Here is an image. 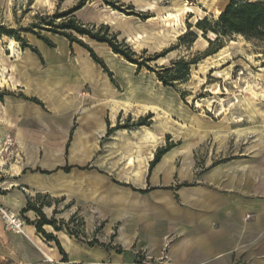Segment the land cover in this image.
Instances as JSON below:
<instances>
[{
    "label": "crops",
    "instance_id": "obj_1",
    "mask_svg": "<svg viewBox=\"0 0 264 264\" xmlns=\"http://www.w3.org/2000/svg\"><path fill=\"white\" fill-rule=\"evenodd\" d=\"M99 1L92 0L87 6ZM115 1L130 4L142 13L156 10V0ZM169 11L174 10H166L159 17L166 18ZM108 15L122 19L120 15ZM101 22L114 24L113 20ZM50 40L56 48L41 40L32 43L45 61L42 73L38 69L39 55L27 50L22 56L20 52L16 55L19 64L4 65V75L15 89L21 88L24 96L45 104L58 123L52 124L53 130L43 131L41 105L26 98L4 101L6 107L0 101L4 108L0 110V140L11 134L20 155L10 167L14 181L10 188L26 184L35 192H50L56 201H65L66 206L57 211L62 213L74 205L59 220L68 223L79 216L86 227L73 230L71 222L69 227L74 233L65 227L44 228L59 241L64 255L55 241H48L28 225L32 240L15 235L24 243L19 264H264V136L244 146L239 155L207 162L203 169L195 163L182 168L177 164L178 155L165 159L169 154L166 152L152 168L153 156L144 163H126L123 167L129 170L120 174L115 170L113 174V170L103 168L101 157L99 163L91 162L101 147L91 153L80 138H101L116 126L118 111L111 110L108 103L115 99L116 89L85 47L71 46L60 36ZM86 44L94 50L91 43ZM138 92L135 96L142 97ZM25 116L32 117L29 122L33 127ZM75 122L79 123L76 128ZM50 139L58 143L51 145ZM63 139L75 141L67 145ZM65 165L75 167L51 174L29 170L40 167L53 171ZM85 166L94 168H79ZM113 179L148 190H134ZM12 195L11 204L17 210L27 206V195L19 191ZM91 206L97 215L91 213ZM100 222H104L103 228Z\"/></svg>",
    "mask_w": 264,
    "mask_h": 264
},
{
    "label": "rangeland",
    "instance_id": "obj_2",
    "mask_svg": "<svg viewBox=\"0 0 264 264\" xmlns=\"http://www.w3.org/2000/svg\"><path fill=\"white\" fill-rule=\"evenodd\" d=\"M183 1H186L188 6H192L196 10H206L204 5L198 0H156L154 5L156 10L145 14L149 17L156 16L157 18L148 17L149 19H143L139 16L127 15L115 10L100 0L92 6H87L90 3L88 1L83 10L81 9L74 13L80 23L93 29H98L101 25H108L101 22V20H113L114 24L109 26L110 33H117L119 42L126 44L136 53V57L140 61H144L152 67L151 70L146 66L140 68L123 56L115 54L108 45L99 44V42L97 43L88 37L77 35L85 43H91L94 46V51L104 63V66L101 64L99 66L107 74L110 79L109 82L116 89L115 99L108 101L111 110L118 111L116 126L101 138H80L82 144L85 143L91 148V153L98 146L101 147L99 153L96 152L91 157V162L99 163L101 157L103 168L113 170V174L115 170L119 174L122 170H129L123 165L128 163L130 156L134 157L135 162L144 163L147 161L146 159L152 156L155 157L159 149L167 147H169L167 152H177L174 153V155H178L177 164H182L183 167L185 157L188 156L191 166L195 163L199 169H203L207 162H222L239 155L244 146L256 141L253 133L243 136L236 135L234 132L236 127L264 124V113L252 114L250 110L242 106L241 102V95L251 96L249 92L243 91L250 83L257 92H262V94L260 93L262 96L255 98V100L260 109L264 111V71L262 70L264 67V41L257 39L248 40L245 36L238 33L223 35L220 40H216L217 35L215 34L214 36L213 32L209 31L204 35L203 31L196 27V15L190 12L183 14L186 31L181 33L184 25L180 24L174 29L173 26H176V24L169 17L161 18L159 15L169 9H173L174 11L172 12H176V4ZM77 2L69 4L68 0H0V27H3L0 34V67L2 62L6 67H9L12 62L14 64L20 63V57H10L11 51L7 50V48L8 38L12 36L8 35L6 31H11L14 35L13 38L15 36L24 37L32 46L34 41H43L34 33H40L49 40L50 37L60 36L70 42L67 37L48 32L42 28L56 12L65 11ZM229 2L230 0H221V9L223 10ZM126 9L129 11L128 8ZM133 10L136 11L134 7ZM109 13L111 15H120L122 19H111L109 18ZM206 17L209 18L211 25L218 19V16L210 12ZM60 20L58 19L57 22ZM190 25L191 27H189ZM187 31H192L196 35V39L194 42L181 43L179 37ZM139 33L142 37L136 38L135 36ZM192 38L193 36H190L186 41ZM210 40L215 41L213 45L210 44ZM53 44L54 46L51 48H56L57 45ZM70 44L72 46L78 43L70 42ZM219 44L222 47L218 51L207 55L208 50L215 49ZM18 46L21 56L27 50H31V53L34 52L30 47H22L21 41H18ZM226 47L228 48V52L225 54L227 56L224 55L213 69L203 74L200 63L204 62L205 59L210 60L212 56L218 54L221 49ZM71 51L73 54V49ZM155 55L162 56L157 59L147 60ZM39 58L38 69L39 73H42L46 68L45 61L42 57L39 56ZM180 58L186 60L198 58L199 61L191 65L190 74L186 81L176 82L174 86H165L159 80L156 71L164 67H171L172 62ZM6 74H8V71ZM132 85L139 91L140 96L149 94L152 98L154 97L153 100L159 105L157 106L158 108L152 109L149 107L148 111L136 115L134 113L136 108L129 109L122 105H117V100L128 99V92ZM216 86L221 88V93H214L213 90ZM20 89L0 86V92L7 93L4 96L5 100L3 99L1 102L26 100ZM3 106L6 107V103ZM49 106L56 110L55 107ZM41 107L42 122L40 125H42V130H53L52 124L58 123L57 118L53 119L49 108L45 104ZM1 109L4 108L0 105ZM221 111L222 113L219 114ZM25 117L28 119L27 122L32 119L30 116ZM59 122L63 124L64 121L61 120ZM29 123L32 127L34 126L33 122ZM78 125L79 123L76 124L75 122L74 128ZM143 128L153 130L152 134L156 140L155 144ZM218 132L219 134H217ZM8 135L13 139L11 145H7L6 138ZM263 136L264 133L262 134V139ZM74 141L66 139L65 142V139H63V143L65 142L67 145L71 142L73 144ZM49 142L51 145H55L58 140L50 139ZM185 153H187V156ZM25 155H29V152ZM17 156L20 155L16 152L15 140L11 134H7L5 139L0 140V206L11 211L15 209L16 214L24 221V228H26V225H32L35 227L36 232L40 233L36 227L37 222L41 218L38 212L34 210L22 212V209L17 210V208L12 206L11 203L14 198L12 194L19 191L27 195L29 199H32L33 205L39 208L47 219L55 220L57 226H62V220H59V217L67 211H72L73 204L69 205L70 207L61 213L56 209L66 206L65 201H56L50 192H35L33 186L30 187V185L26 184L10 188L11 183L14 182L13 178L10 177V167L16 161ZM26 156L24 157L25 161ZM91 209V213L97 215L93 206H91ZM103 223H99L101 225L100 228L104 227ZM85 227L86 224L80 220L79 216L75 218L71 226L73 230ZM42 228L52 229L54 226L44 225ZM40 234L44 236L42 233ZM15 235L22 234L8 229L0 212V264H19V252L23 250L24 243Z\"/></svg>",
    "mask_w": 264,
    "mask_h": 264
},
{
    "label": "trees",
    "instance_id": "obj_3",
    "mask_svg": "<svg viewBox=\"0 0 264 264\" xmlns=\"http://www.w3.org/2000/svg\"><path fill=\"white\" fill-rule=\"evenodd\" d=\"M88 1H92V0H78V2L75 5L68 8L67 10L61 11L59 13L56 12L49 19L48 23L44 25L42 29L48 32L63 35L67 37L71 43L77 42L78 44L82 45L91 53L93 59L102 66H104L103 61L96 55L94 50L88 44H86L84 41L78 38L77 35L85 36L96 42L106 44L113 50L115 54L123 56L129 62L137 64L140 68L142 66H146L148 69L151 70L152 67L147 65L144 61H140L136 57V53L134 51H132L126 44H123L117 40V36H118L117 33H110L109 25H101L98 29H93L80 23L76 19L74 13L80 10L81 8H83ZM102 1L106 5L112 7L113 9L126 13L127 15H135L143 19H147L149 17L145 13L134 11L131 5L126 6L125 4L115 0H102ZM126 8H128L129 11H127ZM58 19L61 20L57 22ZM189 27H191V25ZM196 27L202 30L204 35L207 34L209 31L214 32V34L217 35L216 40H220L221 36L223 35L238 33L245 36L248 40L257 39L264 41V0H255V1L230 0V2L222 10L221 14L218 16V19L214 22L213 25L210 24L209 18L206 17L204 19L197 21ZM2 29L3 27H0V34ZM6 32L8 35L12 37L14 36L11 33V31H6ZM34 34H36L38 38L42 39L50 47L54 46V44L47 37L41 35L40 33H34ZM190 36H193V38L189 41H186ZM195 37L196 35L192 31H187L185 34L179 37V40L181 43L194 42L196 39ZM15 39L17 41H21L22 47H30L32 51L36 52L41 57L38 49L33 47L31 44H29L24 37L15 36ZM214 42L215 41L210 40V44L213 45ZM221 47L222 45L219 44L215 49L208 50L207 55L215 53ZM160 56L162 55H155L153 57H149V59L147 60L157 59ZM198 61H199L198 58H194L190 60L180 58L176 61H173L171 67H164L163 69L156 71V73L159 80L162 81L165 86H174L176 82H184L187 80L190 74L191 65L197 63ZM6 94L7 93L5 92H0V101H3L4 96ZM24 98L34 101L35 103L43 106V103L36 98L30 99L26 96H24ZM168 150L169 147L159 149L156 152L155 157L150 164V167L151 168L154 167ZM73 167L75 166L73 165L59 166L53 171L41 169L40 167H37L36 169L30 168L29 170L31 172L39 171L43 174H51L52 172L58 170L69 172ZM79 168L90 169L94 167L85 166ZM26 170L27 169H25L24 172ZM100 172L104 173L103 171ZM113 181L123 186H130L134 190H138L141 192H146L148 190V189L145 190L137 189L133 187L131 184L122 183L120 181H117L116 179H113ZM30 210H34L38 212L41 216V218L39 219L36 225L38 232L42 233L48 241H55L62 254L65 255L56 237L53 236V234L46 233V231L42 227L46 224L53 225L56 230L65 227L68 231L74 233L75 231L70 229L69 224L71 222H74L75 217L72 218L68 223L62 221V226H57L55 224V220L47 219L45 214L39 208L33 205L32 199L28 198V204L25 208L22 209V212H27Z\"/></svg>",
    "mask_w": 264,
    "mask_h": 264
},
{
    "label": "bare ground",
    "instance_id": "obj_4",
    "mask_svg": "<svg viewBox=\"0 0 264 264\" xmlns=\"http://www.w3.org/2000/svg\"><path fill=\"white\" fill-rule=\"evenodd\" d=\"M199 2H201L204 7H205V11L198 9L196 10L195 8H193L192 6H188L186 4V1H183L181 3H177L176 4V12H171L169 11L168 13H166V17H169L175 24L176 26H173L174 29L177 28L180 24L184 25V29L182 30L181 33H184L186 31V26L184 23V13H195V20L196 22L206 18L207 14L210 12L212 14H215L216 16H219L222 12V9L220 7L221 4V0H198ZM179 2V1H178ZM43 4V3H42ZM202 5V6H203ZM214 33V32H213ZM215 36V34H214ZM136 38H141L142 35H136ZM132 39V38H131ZM207 43V42H206ZM209 44V43H208ZM142 48V47H141ZM8 49L11 50V55L12 56H16L19 55V46H18V41H16L15 38L13 37H9L8 38ZM107 52V51H106ZM226 52H228V48H223L220 50V52L214 56L211 57L210 60L205 59L204 62L200 63V66L203 69V74H206L208 70H211L215 67V64H218L220 59H222L224 57V55L226 54ZM102 54V53H101ZM228 54V53H227ZM230 55V54H229ZM227 56V55H225ZM111 58V57H110ZM114 58V57H112ZM226 59V58H225ZM224 59V60H225ZM110 61V60H109ZM116 61V60H115ZM125 61V60H124ZM108 62V60H107ZM119 62V61H118ZM126 62V61H125ZM120 65V64H119ZM122 65V64H121ZM128 65V64H127ZM129 66V65H128ZM116 67V66H115ZM134 67V66H132ZM125 68V67H124ZM6 67H4V64L2 62L1 64V69H0V86H5V87H13L15 88L14 85L11 84L10 79L4 75V71H5ZM262 70L264 71V67L262 68ZM130 71V70H129ZM202 71V70H201ZM118 73V72H117ZM123 75V74H122ZM139 79V78H138ZM133 80V79H132ZM150 81V80H149ZM147 81V82H149ZM140 82V81H139ZM151 82V81H150ZM154 82V81H153ZM135 83V82H134ZM138 83V82H137ZM136 83V84H137ZM133 84V83H132ZM140 84V83H139ZM138 84V85H139ZM142 84V83H141ZM143 85V84H142ZM141 86V85H140ZM161 86V85H160ZM148 87V86H147ZM159 87V86H158ZM163 87V86H162ZM130 91L128 92V99L126 100H120V102L116 103L117 105H122L126 108L129 109H135V114L139 115L141 113H144L146 111H148V108H152L155 109V107L159 106L157 104L156 101L153 100L152 96L147 94V95H143L142 97H136L135 96V91L136 89L133 87H130ZM150 88V87H149ZM128 90V89H127ZM159 91V90H158ZM215 94L221 93V88L219 86H216V88L213 90ZM243 91H247L249 92V94L251 96H246V95H241V102H242V106H244V108L250 110V112L252 114H256V113H264L263 110L260 109V107L257 105V101L255 100V98H259V96H262V92H257L251 85L250 83L247 85V87L243 90ZM160 94V92H158ZM164 93V92H163ZM162 93V94H163ZM261 93V94H260ZM172 94V93H171ZM170 95V94H169ZM263 96H264V92H263ZM172 97V96H170ZM209 99V98H208ZM210 105V104H209ZM158 108V107H157ZM166 110V109H165ZM159 111V110H158ZM159 113V112H158ZM221 112H219V114H221ZM134 114V115H135ZM161 123V122H160ZM166 123V122H165ZM159 125V124H158ZM161 128V126H159ZM174 128V127H173ZM144 130H146V133H148V137L154 141V144L156 143L155 137L152 134L153 130H150L149 128H143ZM167 130V129H166ZM220 130V129H219ZM234 132L236 135L238 136H243L246 134H250L253 133L255 135V140L256 142L259 140H262V134L264 133V124H259V125H253V126H238L234 129ZM174 133V132H173ZM219 134V132L217 133ZM246 137V136H244ZM160 141V140H159ZM263 143V142H262ZM152 144V143H151ZM261 148V147H260ZM254 150V149H253ZM258 150V149H257ZM183 152V151H182ZM174 153H177L176 151H172L168 154V156H166L165 159H168V157H170L169 155H174ZM185 155L187 156V153H185ZM163 161V159H162ZM165 162V160H164ZM128 163L129 164H135V159L134 157L130 156L128 158ZM187 166H191V162L189 161V157H185V161L183 163V167H187ZM195 166V165H194ZM41 185V184H40ZM11 211V210H10ZM11 213L16 214V210H12ZM27 225L26 228H24V231L22 233V235L26 236L27 238L32 240V237L30 236L28 230H27ZM34 241V240H33ZM37 245V243H36ZM38 246V245H37ZM39 247V246H38ZM46 256V258L49 261H52V257L49 254H44Z\"/></svg>",
    "mask_w": 264,
    "mask_h": 264
},
{
    "label": "built area",
    "instance_id": "obj_5",
    "mask_svg": "<svg viewBox=\"0 0 264 264\" xmlns=\"http://www.w3.org/2000/svg\"><path fill=\"white\" fill-rule=\"evenodd\" d=\"M243 73V71H241ZM7 145L12 144V137L10 135L6 138ZM0 212L5 220L6 227L15 233L22 234L24 231V221L22 218L14 213H11L9 209L0 206Z\"/></svg>",
    "mask_w": 264,
    "mask_h": 264
}]
</instances>
